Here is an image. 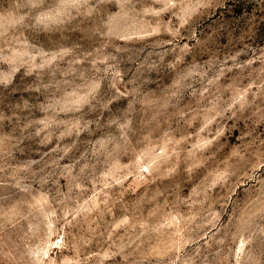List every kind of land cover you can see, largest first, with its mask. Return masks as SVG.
<instances>
[{
    "label": "rangeland",
    "instance_id": "rangeland-1",
    "mask_svg": "<svg viewBox=\"0 0 264 264\" xmlns=\"http://www.w3.org/2000/svg\"><path fill=\"white\" fill-rule=\"evenodd\" d=\"M0 264H264V0H0Z\"/></svg>",
    "mask_w": 264,
    "mask_h": 264
}]
</instances>
